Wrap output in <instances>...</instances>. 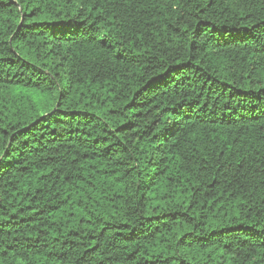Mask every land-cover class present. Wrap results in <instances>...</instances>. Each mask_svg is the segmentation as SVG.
I'll return each mask as SVG.
<instances>
[{
    "label": "trees",
    "instance_id": "1",
    "mask_svg": "<svg viewBox=\"0 0 264 264\" xmlns=\"http://www.w3.org/2000/svg\"><path fill=\"white\" fill-rule=\"evenodd\" d=\"M0 264H264V0H0Z\"/></svg>",
    "mask_w": 264,
    "mask_h": 264
}]
</instances>
